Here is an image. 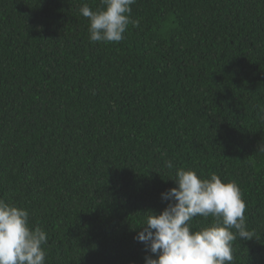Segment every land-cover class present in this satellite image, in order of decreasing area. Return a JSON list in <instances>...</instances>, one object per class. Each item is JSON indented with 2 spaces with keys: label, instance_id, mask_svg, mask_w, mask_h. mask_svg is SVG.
Wrapping results in <instances>:
<instances>
[{
  "label": "trees",
  "instance_id": "obj_1",
  "mask_svg": "<svg viewBox=\"0 0 264 264\" xmlns=\"http://www.w3.org/2000/svg\"><path fill=\"white\" fill-rule=\"evenodd\" d=\"M84 4L0 0V198L46 264H145L176 171L215 173L246 201L233 264H264V0H136L119 43L90 40Z\"/></svg>",
  "mask_w": 264,
  "mask_h": 264
},
{
  "label": "clouds",
  "instance_id": "obj_2",
  "mask_svg": "<svg viewBox=\"0 0 264 264\" xmlns=\"http://www.w3.org/2000/svg\"><path fill=\"white\" fill-rule=\"evenodd\" d=\"M93 11L87 4L79 8L89 19L92 42L119 43L131 19L136 0H101ZM259 118L264 120V106ZM260 152H264L261 147ZM165 166L172 169V162ZM176 187L162 194L167 207L159 214L148 212L135 239L145 244L151 255L145 264H233V242L252 240L245 222L246 201L235 180L223 182L215 173L203 178L196 170L180 168L173 179ZM211 217L212 222L193 230L192 220ZM235 230V231H234ZM47 233L29 224V212L0 198V264H46ZM155 257V258H153Z\"/></svg>",
  "mask_w": 264,
  "mask_h": 264
}]
</instances>
